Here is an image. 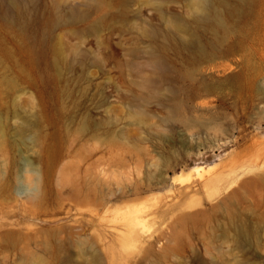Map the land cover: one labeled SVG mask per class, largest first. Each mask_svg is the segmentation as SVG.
I'll return each mask as SVG.
<instances>
[{"label": "rangeland", "instance_id": "374dc122", "mask_svg": "<svg viewBox=\"0 0 264 264\" xmlns=\"http://www.w3.org/2000/svg\"><path fill=\"white\" fill-rule=\"evenodd\" d=\"M261 148L264 0H0V264H264Z\"/></svg>", "mask_w": 264, "mask_h": 264}, {"label": "bare ground", "instance_id": "6f19581e", "mask_svg": "<svg viewBox=\"0 0 264 264\" xmlns=\"http://www.w3.org/2000/svg\"><path fill=\"white\" fill-rule=\"evenodd\" d=\"M255 68V67H254ZM257 71V70H256ZM255 71V72H256ZM252 73V72H251ZM257 75V74H256ZM250 83V82H249ZM252 85V84H251ZM209 87V86H208ZM215 97V96H214ZM243 102V101H242ZM200 106V105H199ZM234 107V106H233ZM172 116H173V118H175L176 120H179V121H186V119L184 118V116L182 115V112H181V108H180V106H178V107H176L175 109H174V111H173V113H172ZM261 149H263V148H261ZM264 150V149H263ZM261 151V150H260ZM264 152V151H263ZM255 178V177H254ZM251 179V178H250ZM253 179V178H252ZM255 180V179H254ZM254 180L253 181H251V182H253V184L255 183L254 182ZM256 181V180H255ZM242 182V181H241ZM251 185V186H253V188H254V186L256 185V183L254 184V185ZM248 185H250V184H248ZM250 186V187H251ZM241 187H242V185H241ZM244 189H245V187H243ZM248 188V187H247ZM252 188V187H251ZM257 188V187H256ZM258 188H259V184H258ZM264 188V187H263ZM243 189V190H244ZM233 190V189H232ZM258 190V189H257ZM258 192H259V190H258ZM264 192V190H262V192H261V189H260V195H262V193ZM235 193V192H234ZM249 194H250V192H248ZM231 194H232V192H231ZM248 194V195H249ZM264 194V193H263ZM252 195H254V194H252ZM251 195V196H252ZM254 197V196H253ZM253 197H252V199H253ZM257 198V197H256ZM225 199V198H224ZM242 202V201H241ZM238 203V202H237ZM217 206V205H216ZM241 232H245L244 231V229H242V231Z\"/></svg>", "mask_w": 264, "mask_h": 264}]
</instances>
